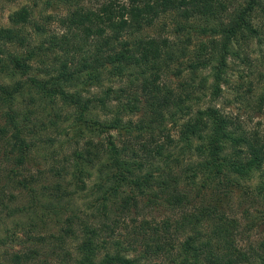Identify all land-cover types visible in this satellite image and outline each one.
I'll use <instances>...</instances> for the list:
<instances>
[{"label":"trees","instance_id":"trees-1","mask_svg":"<svg viewBox=\"0 0 264 264\" xmlns=\"http://www.w3.org/2000/svg\"><path fill=\"white\" fill-rule=\"evenodd\" d=\"M57 1L49 40L28 9L0 28V216L47 247L43 264H264V237L246 243L228 210L250 185L264 222V129L219 103L231 62L264 50V0ZM63 118V157L32 174Z\"/></svg>","mask_w":264,"mask_h":264},{"label":"rangeland","instance_id":"rangeland-1","mask_svg":"<svg viewBox=\"0 0 264 264\" xmlns=\"http://www.w3.org/2000/svg\"><path fill=\"white\" fill-rule=\"evenodd\" d=\"M83 1L87 7L98 9L106 0ZM23 9H28L33 15L31 25L26 29L29 33L33 35L37 33V26L44 29L45 35L41 38V41L49 40L48 37L50 35H57L62 31L60 19L68 12V7L64 6L57 0H0V28H9L11 26L12 16ZM35 38L37 39L36 36ZM249 55L251 60H245L244 58L240 60H233L231 62L229 72V80L231 84L224 88V94L222 98L219 99V103L221 105L224 104V106L229 107V109L232 111L239 113V115L242 116V119L245 118V120L249 121L251 127L254 128L257 126L258 128L264 129V108L260 111L256 107V103L259 102V98L262 94L261 90L264 88L262 85L259 86V75L261 72H264V50L262 51L261 46L258 42H256L254 48L250 50ZM250 61L253 63V65L249 64ZM171 78L173 83L177 85V79L174 76ZM22 81L26 83L28 78L25 77L22 79ZM252 83H256L257 89L253 95H248L247 91H249L250 85ZM239 86L244 87L243 89H240V94L237 92L239 91ZM101 92L102 90H93L90 95L93 96L96 94H101ZM238 97H240V101L237 100ZM60 103L61 102H59L58 105L63 110V112H66L65 107H63V105ZM41 105L43 104L40 102L37 104V106ZM44 108H47L48 112H51L50 107H46V105L42 108L39 107V109H41L40 112H44ZM64 121V118L61 119V128L57 132L52 130L53 132L49 131L47 134V137L52 136L50 134L58 137L59 142L57 141V150L48 151L44 149L36 153L31 165L29 166V171L32 174H38L39 172L46 173L49 171L52 167V161H47L46 158L50 157L52 154H59V159L63 157L62 154L64 152L62 147L66 144V142H68V140H70L72 136L69 126L62 123ZM101 139L103 140V138ZM9 167H11L9 164H3L2 166L0 165V182H3L4 180L6 186H8L6 184V181H8V172L6 171ZM28 175V172H26L25 176ZM12 185L13 184H10V187ZM13 189L14 188L12 187L9 188L8 193H10L11 190L13 191ZM246 190H249V192L253 195L252 187L250 185H246L243 189V192H238L237 194L233 195L234 197H232V202L228 204V210L232 215L239 217L242 220L241 233L242 238L245 239L244 241L246 243L261 241L264 237V222H262L260 218L261 205L256 199L255 201L252 200V196L251 198L247 197ZM0 217V264H17V262L14 261V256L16 254L25 256L29 253V250L31 251L36 247H38L39 256L33 258L30 263L23 262L21 264H43L44 259L47 257L46 253H49L47 247L46 249L41 248L43 247L42 244H38L36 238L30 239L29 236L25 234L26 232L24 233L22 228L15 227L14 221L6 219L4 216ZM27 221L28 220L24 221L23 219L24 223H27ZM55 231L56 229L51 230L50 234ZM35 236H37V234H35ZM46 236L50 235L45 234L44 237ZM60 263V259H54L52 262V264Z\"/></svg>","mask_w":264,"mask_h":264}]
</instances>
